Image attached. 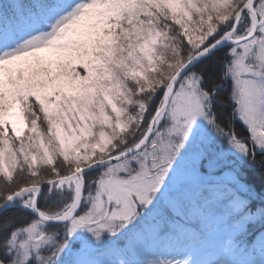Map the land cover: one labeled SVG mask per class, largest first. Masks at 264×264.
<instances>
[{
    "label": "snow or ice",
    "instance_id": "snow-or-ice-1",
    "mask_svg": "<svg viewBox=\"0 0 264 264\" xmlns=\"http://www.w3.org/2000/svg\"><path fill=\"white\" fill-rule=\"evenodd\" d=\"M0 264H264V0H0Z\"/></svg>",
    "mask_w": 264,
    "mask_h": 264
},
{
    "label": "rangeland",
    "instance_id": "rangeland-1",
    "mask_svg": "<svg viewBox=\"0 0 264 264\" xmlns=\"http://www.w3.org/2000/svg\"><path fill=\"white\" fill-rule=\"evenodd\" d=\"M188 236L180 242L179 247L182 250L190 251L195 258L201 260H212L222 253L221 237L219 233L209 232L206 239ZM256 241L255 243H257Z\"/></svg>",
    "mask_w": 264,
    "mask_h": 264
},
{
    "label": "trees",
    "instance_id": "trees-1",
    "mask_svg": "<svg viewBox=\"0 0 264 264\" xmlns=\"http://www.w3.org/2000/svg\"><path fill=\"white\" fill-rule=\"evenodd\" d=\"M256 241H258V240H256V239L254 238V242H256ZM196 243H199V239H198V241H197ZM256 244H258V242H257Z\"/></svg>",
    "mask_w": 264,
    "mask_h": 264
}]
</instances>
